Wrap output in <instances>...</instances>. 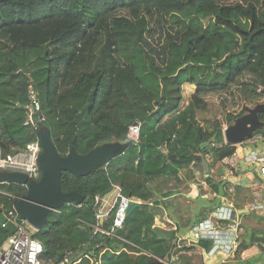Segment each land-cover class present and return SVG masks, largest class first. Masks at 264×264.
Instances as JSON below:
<instances>
[{"label": "trees", "instance_id": "16d2710c", "mask_svg": "<svg viewBox=\"0 0 264 264\" xmlns=\"http://www.w3.org/2000/svg\"><path fill=\"white\" fill-rule=\"evenodd\" d=\"M125 10L136 17L118 15ZM156 15L177 30L162 28L164 40L154 46L149 33ZM185 84L196 91L183 107ZM30 86L46 119L37 128L26 125ZM233 87L246 103L227 115L228 126L264 103V0H0L4 156L38 141L42 127L67 155L75 137L77 152L86 154L106 143L126 144L129 127L141 124L139 144L108 165L83 177L63 173L62 190L88 202L65 204L50 215L35 236L43 244L42 260L166 264L177 235L154 228L158 206L169 195L157 187L180 181L181 170L201 164L202 157L222 161L237 150L225 143L220 120L198 118L208 109L207 95ZM259 117L264 122V114ZM116 186L139 203L115 231L125 241L95 234L91 226L100 224L96 198ZM0 189L11 195L0 194L3 212L27 194L17 184ZM116 211L104 229H112ZM11 235L0 222V246ZM170 264H180L174 253Z\"/></svg>", "mask_w": 264, "mask_h": 264}, {"label": "crops", "instance_id": "0c3cea01", "mask_svg": "<svg viewBox=\"0 0 264 264\" xmlns=\"http://www.w3.org/2000/svg\"><path fill=\"white\" fill-rule=\"evenodd\" d=\"M262 123L252 134L264 129ZM223 135L226 143L224 129ZM252 147L264 151V139L251 147L237 146L239 156ZM212 157L205 158L208 172L203 161L191 164L181 170L180 181L168 183L167 206H158L154 228L176 233L174 258L180 264H264V205L254 208L264 204V178L256 165L241 161L232 174Z\"/></svg>", "mask_w": 264, "mask_h": 264}, {"label": "water", "instance_id": "95a60500", "mask_svg": "<svg viewBox=\"0 0 264 264\" xmlns=\"http://www.w3.org/2000/svg\"><path fill=\"white\" fill-rule=\"evenodd\" d=\"M248 115L237 119L229 129L225 131L226 143L237 145L244 139L251 136L252 132L262 127L263 123L259 117L264 114V103L248 111ZM34 122L38 121V114L33 117ZM45 128L40 129L38 136L42 152L38 162L41 169L40 180H29L26 175L19 173H0L1 184H17L27 187V194L16 204V210L22 219L27 220L37 230H41L47 223L50 215L65 204L88 202L78 192L65 193L62 190V176L64 172L73 174L76 177H83L91 172L108 165L118 156L123 155L131 143L122 144L119 142L106 143L98 146L86 154L77 152L74 146L77 140L75 137L73 146L67 155L58 151L52 140L51 133ZM216 137L204 143L201 148L209 146ZM204 167L207 171L208 164L205 157H202ZM208 172V171H207ZM139 205L138 202L131 203L126 214L130 215ZM0 222L6 223L3 210L0 208ZM8 230L11 234L16 232V227L8 223ZM178 239H174L170 250L163 262L170 264Z\"/></svg>", "mask_w": 264, "mask_h": 264}, {"label": "built area", "instance_id": "2783aa9c", "mask_svg": "<svg viewBox=\"0 0 264 264\" xmlns=\"http://www.w3.org/2000/svg\"><path fill=\"white\" fill-rule=\"evenodd\" d=\"M29 103L25 106L27 112L26 125H32L37 128L38 125L46 121L45 117L41 115V104L37 91L30 86L29 87ZM38 114V121L34 122L33 117ZM226 131V129L224 130ZM141 124L135 121L130 127L128 132V142L133 146H137L140 142ZM264 139V131L256 132L251 136L244 139L241 143L235 145L246 147L257 145ZM42 152L40 141L30 143L24 149L17 150L15 153L4 156L0 149V173H19L26 175L29 180H40L41 169L39 166V156ZM245 162L247 165H256L259 170V174L264 178V151L249 148L248 153L242 158L239 156L236 150L231 156L225 157L221 162L231 170L232 174H235L240 167L239 162ZM1 184V183H0ZM27 190L26 186H22ZM115 199L111 207L100 215L97 214V219L100 221L98 225H91L94 229V233H103L108 236L116 237L121 241H125L120 236L115 234L117 229L124 227L125 219L127 217V210L131 203L135 202L129 197H125L122 194V190L119 187H115ZM114 189V190H115ZM0 194L9 195L8 193L0 189ZM23 199V198H19ZM104 197L96 198V205ZM264 204L256 203L254 208H262ZM117 208L116 216L112 225V229L106 230L101 224L105 222L111 213V211ZM54 212L61 213V210H55ZM7 218L6 223H1L3 227L8 229V223L13 224L16 227V232L12 234L6 242L0 246V264H52L46 263L42 260L43 255V244L35 236L39 232L33 227L27 220L22 219L16 210V206L7 212H3ZM225 219H229L225 218ZM80 222H84L81 221ZM233 228H237V223H232ZM88 257V256H86ZM60 264H70L69 258L67 257Z\"/></svg>", "mask_w": 264, "mask_h": 264}, {"label": "rangeland", "instance_id": "374dc122", "mask_svg": "<svg viewBox=\"0 0 264 264\" xmlns=\"http://www.w3.org/2000/svg\"><path fill=\"white\" fill-rule=\"evenodd\" d=\"M144 14V12H142ZM120 16H126L128 18H134L136 15H133L130 11H121L118 13ZM160 21V22H159ZM164 20L162 18H159L156 15L155 20L152 22L151 28L152 30L149 33V38L151 39V42L154 46H157L161 43V41L164 40V35L162 28H165L166 30H170L171 32H174L176 27H172L169 24H166L163 22ZM246 79H244L245 81ZM192 91H196V86L185 84L183 87V107L187 106L188 102L191 100L192 97ZM205 99L208 101V109L205 112H199L198 118L201 122H208L213 121L214 119H218L223 123L224 130L227 129L229 126L227 124V115L230 113H239L240 110L243 108L245 100L243 99V96L239 92V88L233 87L230 92H222V93H212L205 97ZM264 101V98L261 102ZM259 102V103H261ZM256 104L250 105L251 108H253ZM247 114V113H245ZM45 128V127H42ZM41 128V129H42ZM46 129V130H45ZM44 130L47 132V128ZM40 131V130H39ZM115 143V142H111ZM120 143V142H119ZM128 143V142H127ZM211 183V182H210ZM160 192H168L169 185H160L157 187ZM115 193L116 191H113L106 199H102L100 203L96 206L97 214L100 215L102 213H105L113 204L115 199ZM165 207L167 206L166 201L165 204H163ZM231 222H229L230 225ZM222 226H225L221 223ZM264 259V254L263 257Z\"/></svg>", "mask_w": 264, "mask_h": 264}]
</instances>
